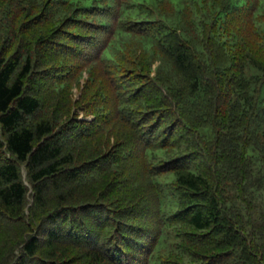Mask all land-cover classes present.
I'll use <instances>...</instances> for the list:
<instances>
[{
  "label": "trees",
  "instance_id": "16d2710c",
  "mask_svg": "<svg viewBox=\"0 0 264 264\" xmlns=\"http://www.w3.org/2000/svg\"><path fill=\"white\" fill-rule=\"evenodd\" d=\"M0 264H264V0H0Z\"/></svg>",
  "mask_w": 264,
  "mask_h": 264
},
{
  "label": "rangeland",
  "instance_id": "374dc122",
  "mask_svg": "<svg viewBox=\"0 0 264 264\" xmlns=\"http://www.w3.org/2000/svg\"><path fill=\"white\" fill-rule=\"evenodd\" d=\"M139 1V0H137ZM140 1H144V0H140ZM145 1H150L152 3L155 2V0H145ZM176 5L181 8L182 4H183V0H174ZM130 14L135 15V13L130 12ZM88 78V72L85 71L84 73V77H82L81 79V85L79 84V86H75V88L72 91V103L70 104H66L63 105V101L57 106V104L55 103H48L47 105H51L54 106L55 109L54 113H53V117L54 118H58L60 117V119H63V122L66 120H68V117L71 115L72 117H77L79 116L80 119H86V120H92L94 116H92V113H89L88 111V103L87 100H84L83 97V85L85 84V79ZM47 106V107H48ZM52 112V111H51ZM50 112V113H51ZM52 114V113H51ZM71 123V122H70ZM118 139H112L111 143H110V148L108 149V153H112L114 152L117 147ZM122 168V173L126 172L127 168L129 167L128 165H121L120 166ZM119 170V168H118ZM112 172V171H111ZM125 178H128V176H126L124 174ZM121 178V177H119ZM122 179V178H121ZM173 177H164L162 179H159L161 183H171ZM256 197L260 198L261 197V193H255ZM166 209L169 211H174L175 210V203L172 202L170 199L167 201L166 200ZM170 232V233H169ZM173 234L174 232L171 229L167 230L166 235L164 236V239L161 241L160 246L158 247V250L156 252V255L159 256H168L170 254L171 251H177L176 249V245L178 244L176 242L175 237L172 235L170 236V234ZM170 256V255H169Z\"/></svg>",
  "mask_w": 264,
  "mask_h": 264
}]
</instances>
